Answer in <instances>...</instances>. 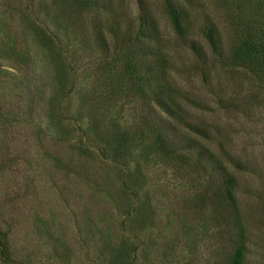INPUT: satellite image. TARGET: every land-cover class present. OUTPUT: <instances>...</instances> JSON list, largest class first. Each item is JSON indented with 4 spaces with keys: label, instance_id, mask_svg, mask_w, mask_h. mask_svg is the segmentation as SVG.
Segmentation results:
<instances>
[{
    "label": "rangeland",
    "instance_id": "374dc122",
    "mask_svg": "<svg viewBox=\"0 0 264 264\" xmlns=\"http://www.w3.org/2000/svg\"><path fill=\"white\" fill-rule=\"evenodd\" d=\"M138 1L168 23L163 0H126L133 16ZM199 1L210 16L223 14V8L232 5L229 0L221 4L196 0V4ZM235 1L248 11L244 2ZM255 6L264 14V0ZM88 16L81 11L70 23L51 0H0V227L8 231L15 258L32 264H109L111 251L127 233L120 227L127 225L120 222L126 184L109 154L104 156L101 150L112 132L129 136L137 132L128 103L124 105V92L117 89L125 75L119 57L107 70L88 66L89 59L97 56L85 29ZM33 20L45 22L48 30L71 43L79 70L90 75L77 93L58 99L59 107L49 102L54 81L31 30ZM100 73L104 77L90 93L91 79L96 82ZM108 77L112 91L106 84ZM197 79L190 80L194 87ZM55 108L59 118L54 117L58 116ZM257 109L254 116L238 113L236 121L231 118L234 114L230 118L218 111L204 115L208 122L234 124L231 139L238 151L250 152L256 145L252 149L256 172L235 173L240 184L249 182L257 189L256 193L239 188L236 192L242 234L235 209L223 195L213 199L216 208L211 217L186 210L183 195L194 191L187 183L191 174L160 162L150 154V142L135 147L130 159L137 156L144 178L137 180L138 173L129 187L143 184L138 197L147 199L153 210V223L145 227L143 241L136 246L135 264H228L226 256L236 248L241 255L235 264H264V106ZM79 140L90 145L92 156L77 151ZM130 163L133 169L135 162ZM225 217L228 224L223 222Z\"/></svg>",
    "mask_w": 264,
    "mask_h": 264
},
{
    "label": "trees",
    "instance_id": "16d2710c",
    "mask_svg": "<svg viewBox=\"0 0 264 264\" xmlns=\"http://www.w3.org/2000/svg\"><path fill=\"white\" fill-rule=\"evenodd\" d=\"M222 1L227 2L219 3ZM239 1L248 11L229 0L232 5L223 8V14L210 16L200 1L163 0L165 24L140 1L133 16L126 0H51L65 22L73 23L72 18L81 11L89 14L85 29L97 56L89 59L88 66L95 64V70H107L119 57V66L125 72L117 89L124 92V105L128 103L127 112L137 133L129 136L128 132H112L105 150H101L104 156L109 154L126 184L120 222L127 225L120 227L127 233L111 251L109 264H135L136 246L143 241L145 227L153 223L149 201L138 197L143 184L129 187L131 178L138 173L137 180L144 178L138 171L137 156L130 159L141 141L150 142V154L160 162L186 168L191 174L187 183L194 191L183 195L186 210L211 217L216 208L213 199L223 195L235 209L239 232H244L240 211L235 207L236 192L239 188L256 193L257 189L249 182L240 184L237 175L258 169L252 151L256 145L253 143L250 152L238 151L231 139L234 124L208 122L204 116L218 111L228 118L234 114L231 118L236 121L238 113L254 116L257 108L264 106V14L255 6L258 0ZM30 26L54 81L49 102L59 107L58 99L77 93L81 82L90 75L79 70L71 43L66 44L48 30L45 22L33 20ZM100 74L96 82L91 79L90 93L102 81L104 74ZM193 77H198L195 87L190 81ZM106 84L109 91L114 89L111 78ZM57 111L55 108V118L60 117ZM59 128L63 130L61 125ZM79 142L77 151L92 156L90 145ZM130 161L135 162L133 169ZM223 222L228 224V219L225 217ZM7 234L0 227V261L32 264L15 258ZM228 242H224L225 246ZM240 251L236 248L233 255L226 256L228 264L237 263Z\"/></svg>",
    "mask_w": 264,
    "mask_h": 264
}]
</instances>
